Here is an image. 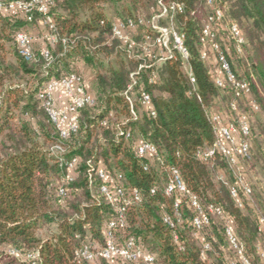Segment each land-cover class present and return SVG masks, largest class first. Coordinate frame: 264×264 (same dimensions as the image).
<instances>
[{
    "label": "trees",
    "instance_id": "trees-1",
    "mask_svg": "<svg viewBox=\"0 0 264 264\" xmlns=\"http://www.w3.org/2000/svg\"><path fill=\"white\" fill-rule=\"evenodd\" d=\"M163 1L183 4L182 11L160 17L158 24L173 25L184 36L187 59L176 52L157 62L156 56L114 36L115 21L120 19L138 24V42L146 41V35L155 38L158 33L147 22L158 13L159 0H53L49 13L60 39L48 44V58L37 49L33 59L26 58L16 38L19 31H30L38 14L28 21L22 11L0 12V264H31L10 249L36 251V264H136L119 255L110 260L99 255L89 261L76 254L87 241L103 248L108 222L116 215L115 206L101 191L100 166L113 176L121 173L127 188L141 192L142 202L127 210L125 225L115 234L121 241L135 237L155 256L152 264H228L221 222L214 221L205 229L204 239L198 238L187 199L182 200L184 220L177 227L180 240L175 241L164 220L166 215L175 216L176 197L164 192L172 167L181 172L191 193L224 209L253 261L259 259L264 184L249 178L262 209L252 216L254 208L239 206L229 184L218 179L220 168L229 172L225 159L217 156L206 162L198 156L200 149L216 140L210 111L232 99L216 83L211 63L203 57V29L212 10L207 0ZM217 2L246 38L244 49L252 64L244 66L239 63L243 55L228 40L229 32L222 28L218 37L232 70L249 82L262 112L246 106L252 122L247 169L261 170L264 176L260 116L264 114V0ZM141 16L146 23H139ZM80 62L95 74V103L80 108L77 129L63 137L41 94L53 79L73 72L81 75ZM143 93L151 97L149 106L143 105ZM141 141L155 145L159 152L160 159L150 160L149 169L145 168L149 161L136 153ZM75 158L79 163L70 177L69 164ZM204 242L211 244L207 258L201 255Z\"/></svg>",
    "mask_w": 264,
    "mask_h": 264
},
{
    "label": "built area",
    "instance_id": "built-area-1",
    "mask_svg": "<svg viewBox=\"0 0 264 264\" xmlns=\"http://www.w3.org/2000/svg\"><path fill=\"white\" fill-rule=\"evenodd\" d=\"M53 0H15L8 3V0H0V12L22 11L28 21H33L38 14L50 31V43H56L60 39L57 26L53 16L49 13ZM206 4L211 8L203 29V57L211 63V72L216 83L223 89L225 94H232L224 108H214L210 111L215 131L216 140L208 147L200 149L198 156L206 162L215 161L217 156H222L227 162L229 170L233 174V182H229L223 169L220 168L218 179L229 184L231 195L241 207L251 204L253 187L247 173V161L251 158V135L252 122L250 115L244 110L241 104L250 105L254 111L259 110L255 101H251L252 89L246 79H240L232 70L226 50L219 42L220 31L223 29L229 32L228 40H232L237 51L244 52L246 38L238 23L229 20L225 11L219 6L217 0H207ZM183 10V4L177 1L165 3L159 0L158 13L153 16L148 25L157 31V36L152 39L146 35V41L138 42V24L133 20L127 23L116 19L114 25V36L130 47L143 49L144 53L156 56L155 61L171 58L179 52L183 58H189V51L185 45L184 36L172 25L161 26L158 19L162 16L173 15L177 11ZM139 23H146V19L141 16ZM20 53L28 59L35 57V47L30 31L22 30L16 35ZM66 42V39H63ZM224 40V38H223ZM155 51V53H154ZM44 55L48 58L50 53L46 49ZM192 81L194 77L190 74ZM62 89L59 97L66 99V105L60 106L55 96L57 89ZM46 107L61 130L63 137H69L71 132L78 127V113L80 108L86 104L95 103V94L90 92L82 75L78 73H67L59 79L51 80L44 92ZM143 105L151 104V97L148 93H143ZM155 114V111H152ZM136 153L140 158H145L149 162L145 163V168L149 169L153 161L160 159L158 149L155 145L147 142L137 144ZM152 162H151V161ZM79 159L75 158L70 162L69 169L76 168ZM98 174L103 180L101 191L107 199L115 206L116 215L108 222L107 242L103 248L90 241L84 242L76 251L79 258L94 261L99 255L110 260L114 255H119L123 259L136 264H152L155 256L147 251L135 237L130 236L121 241L115 234V229L125 225L127 210L134 204L142 202V194L137 188H127L123 182L121 173L113 176L104 166L98 168ZM157 190L155 186L153 192ZM167 196L176 197L175 216L166 215L165 222L173 229L175 241L180 237L177 232L179 224L183 223L182 200L187 199L188 207L192 211L191 223L196 229L198 238L204 239L205 229L214 221L221 222L223 234L226 239V254L228 264H253V259L248 252L246 243L236 231L233 220L228 217L224 209L216 203H204L196 195L190 192L184 182L181 172L177 168H170L169 178L164 186ZM65 193L64 188L60 194ZM261 229L264 231V217L260 214ZM211 249L209 242H204L201 255L207 258V252ZM258 255L261 264H264V238L258 245Z\"/></svg>",
    "mask_w": 264,
    "mask_h": 264
},
{
    "label": "rangeland",
    "instance_id": "rangeland-1",
    "mask_svg": "<svg viewBox=\"0 0 264 264\" xmlns=\"http://www.w3.org/2000/svg\"><path fill=\"white\" fill-rule=\"evenodd\" d=\"M40 19V17L39 16H37V22H39L38 20ZM37 22L35 23V24H37ZM29 27H31V26H29ZM30 35H31V37H32V40H33V42H34V37L32 36V34L30 33ZM225 35V34H224ZM225 36H227V34L225 35ZM143 50V49H142ZM231 53H233V54H236V51H235V49H233V47H231ZM144 52V51H143ZM237 54H242L243 55V58L244 59H242L241 60V58H240V60H239V63H241L242 65H247V64H252V62H251V59L248 57V55H247V53H246V51H245V49H244V52H242V53H240V52H238L237 51ZM236 54V55H237ZM242 65L241 66H239L238 67V70H239V72L241 73L242 72ZM83 77V76H82ZM85 81V80H84ZM85 84V83H84ZM251 101H256L255 100V97H254V95H253V93H252V97H251ZM248 107V106H247ZM246 106H244V110L246 111V112H249V108H247ZM251 107V106H250ZM222 108H224V106H222ZM260 110V109H259ZM258 110V111H259ZM258 114H262V112L261 111H259V113ZM262 118H263V120H264V114L263 115H260ZM224 170V169H223ZM229 170V169H228ZM224 172H225V175H226V177H227V180H230V178L232 177L233 178V174H232V172L229 170V172H226V170H224ZM69 173H70V177H74V174L76 173V170H75V168H71L70 169V171H69ZM247 173H248V177L250 178V179H252L254 182H256V184H258V181H261L263 184H264V176H263V173H262V171L261 170H257V173H254V172H251L250 170H249V168H248V170H247ZM219 175V174H218ZM253 201H254V203H253ZM253 208H254V210L252 211V210H250V212H251V215L252 216H254L255 214H256V212H261L262 211V209H260L259 208V205H258V203H257V199H256V197H255V195L254 196H252V202H251V204H250ZM245 209V208H244ZM255 213V214H254ZM262 213V212H261ZM44 234H45V232H44ZM10 252L12 253V254H15V255H18V256H21V257H23L24 259H26V260H30L31 261V264H36V261H37V258H38V254H37V252L36 251H29V252H27V253H22V252H20V251H16V250H13V249H10ZM227 256H228V254L230 255V253H228V251H227ZM226 256V257H227ZM253 264H261V260L260 259H257V258H255L254 259V261H253Z\"/></svg>",
    "mask_w": 264,
    "mask_h": 264
},
{
    "label": "crops",
    "instance_id": "crops-1",
    "mask_svg": "<svg viewBox=\"0 0 264 264\" xmlns=\"http://www.w3.org/2000/svg\"><path fill=\"white\" fill-rule=\"evenodd\" d=\"M37 24H34L30 27V33L34 37V47L37 50H46L48 44L50 43L49 35L50 31L48 27L44 24L43 19L40 17ZM81 75L87 89L95 94V81L96 77L92 69L84 62H80ZM62 92V89H57L55 96L57 97L58 103L60 106L64 107L66 105V99L60 98L59 95Z\"/></svg>",
    "mask_w": 264,
    "mask_h": 264
}]
</instances>
